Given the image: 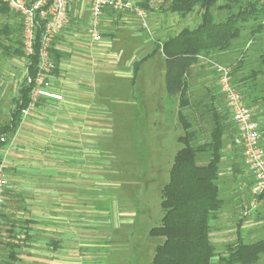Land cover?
<instances>
[{
	"label": "rangeland",
	"instance_id": "obj_1",
	"mask_svg": "<svg viewBox=\"0 0 264 264\" xmlns=\"http://www.w3.org/2000/svg\"><path fill=\"white\" fill-rule=\"evenodd\" d=\"M24 1L32 3L33 0ZM126 1L143 9L147 14L148 27L145 29L136 16L129 12L126 18L128 22L125 23L128 25V32L121 33L129 43V49H133L128 53L134 56L132 62L149 53L156 40L175 34L184 27L192 28L199 21L197 9L183 19L166 12L168 0ZM211 12L217 22L227 16L226 11L213 8ZM259 22L245 25L240 37L232 42L229 50L203 56L187 76L191 103L182 112L195 130L196 142L208 141L214 108H217L225 124L226 135L218 180L220 197L224 204L217 213V218L210 223V242L214 248L211 264H219V258L226 255V246L236 242L237 231L242 234L246 231L243 238L245 243L264 240V195L259 199L255 198V208L252 209L250 204L254 197L251 179L241 155H238L232 145L234 134L230 115L213 71L214 64L231 68L233 83L264 131V67L260 61V56L264 54V29L255 34L251 32L252 27ZM5 25L12 34L10 39L1 37V44L7 50L0 49V126L9 121L10 111L14 107L13 100L18 97L20 84L26 77V60L24 56L14 53L24 54L21 46L22 21L12 13L7 16L0 13V28ZM2 51H9V56H3ZM152 66L158 68L150 71ZM160 70L164 73L163 58L158 53L143 64L140 73L150 71L148 75L152 76ZM252 70L261 71L260 75L255 81L243 83L241 79ZM122 72L123 77L128 73V78H123L119 85L113 87V91L128 89L126 92L110 94L111 91L107 89L105 94L99 90L96 92L95 105L100 104L102 107L105 104L106 110H101L102 123L98 126L100 132L94 163L90 170L80 166L78 176L81 189L73 205L65 200L60 236H55L54 220L47 224L41 220L47 209L44 202L39 200L38 193L35 194L39 187L29 190L26 184H55L56 180L61 184L62 177L59 176L62 171L55 172L57 159L61 158L41 157L36 151L28 150L23 140V127L15 135L6 137L8 143L1 151L4 166L2 175L6 182L5 187L10 185L6 191L4 188L0 212H6L12 219L27 216L26 214L32 219L31 249H28L29 252L27 249L24 251V248L19 249V260L15 264H151L155 247L163 239L151 238L148 232L160 223L161 190L168 182L173 157L182 147L177 138L184 132L178 122L177 98L166 94L164 79L162 98L160 94L159 98L154 96L146 115L139 117L137 114L140 115L143 110L135 99L136 88L133 92L131 90V68H126V71L123 69ZM53 78L50 74V84ZM143 96L147 98L146 94ZM40 107L41 99L30 111L23 114L21 125L38 112ZM39 134H43L42 131ZM43 136L44 140L34 138L35 143L55 145V141L52 142L54 136ZM46 136L51 140H46ZM69 143L70 141H65L66 145ZM262 143L264 145V137ZM103 148L105 155L102 153ZM65 159L67 158H62V162L60 160V164L64 165V184L71 180L67 177L70 175V171H67L70 163ZM206 161V155L198 156V164L202 165ZM85 184H89L90 189L82 187ZM25 192H32V197L28 196L27 199ZM243 195L245 196L242 198ZM34 196L37 197L33 198ZM27 201L33 203L30 208ZM54 207L49 206L48 212L53 219ZM7 228V225L0 224L1 243L8 241L5 232ZM55 240L58 244L57 251L47 245L49 241ZM6 253V249L0 245V263ZM256 264H264V254L260 255Z\"/></svg>",
	"mask_w": 264,
	"mask_h": 264
},
{
	"label": "trees",
	"instance_id": "obj_2",
	"mask_svg": "<svg viewBox=\"0 0 264 264\" xmlns=\"http://www.w3.org/2000/svg\"><path fill=\"white\" fill-rule=\"evenodd\" d=\"M168 1L169 6L166 12L183 19L197 9L199 21L194 27H184L176 34L156 43L150 54L134 63L135 74L144 61L153 57L157 51H161L164 58L165 91L169 97L177 98L178 121L184 132L177 138V142L182 147L173 157L168 173V182L161 190L162 217L160 223L148 232L151 238L163 239L162 243L155 247L151 264H211L214 248L210 242V223L217 218V213L224 204L220 197L218 180L220 164L223 159L225 124L217 108H214L208 141L205 143L196 142L195 130L182 112L190 107L186 78L191 67L201 57L208 56L213 52L229 50L232 42L240 37L245 25L260 21L252 27L251 32L255 34L263 30L264 0ZM213 8L217 11H226L225 19L217 22L211 12ZM0 13L6 16L13 13L2 0H0ZM13 14L20 18L19 15ZM40 31L37 29L35 32L33 54L25 57L26 77L20 84L18 97L13 100L14 107L10 111L9 121L0 126V164L2 163L1 151L8 143L6 137L17 133L22 123L23 114L30 105V92L37 72ZM11 34L8 26L0 28V49L7 50V47L3 48L1 44V37L10 39ZM21 46L23 47V43ZM49 52L55 65L51 74L56 76L61 54L53 48V43ZM14 53L17 56H24L21 52ZM2 54L9 56V51H2ZM260 61L264 67V54L260 56ZM260 72L252 70L241 81L243 83L255 81ZM29 80H31L30 83ZM235 87L238 89L236 85ZM244 103L247 106L245 101ZM253 119L256 118L253 117ZM230 122L232 123L231 119ZM260 132L261 146L264 149L262 143L264 131L261 126ZM232 145L235 147L233 139ZM235 149L238 155H241L240 150L237 147ZM202 155L207 156V161L200 165L198 156ZM263 195L264 192L257 196V199ZM0 217H3L1 212ZM29 223V221L22 222L20 220L7 223L9 228L5 232L8 241L0 242L7 251L2 264H15L19 260L17 251L30 246L32 238L28 231ZM47 245L53 249L56 248L55 241H49ZM225 251L226 255L219 258V264H256L260 255L264 254V240L245 243L241 234H238L236 242L227 245Z\"/></svg>",
	"mask_w": 264,
	"mask_h": 264
},
{
	"label": "crops",
	"instance_id": "obj_3",
	"mask_svg": "<svg viewBox=\"0 0 264 264\" xmlns=\"http://www.w3.org/2000/svg\"><path fill=\"white\" fill-rule=\"evenodd\" d=\"M128 13L129 12L127 11L115 13L111 9H106L100 18L97 29L98 34L100 33L99 41L95 42L87 33L90 27V18L86 2L81 0L71 6L69 12V23L53 42V48L61 54V58L58 66V74L53 78L50 91L52 94L60 96L61 99H41V107L40 109H37L38 112L27 118L23 125L20 126V129L23 127V140L25 144H27L26 146L28 147V150L36 151V154L41 157L52 156L61 158L57 159V163L55 164V172L60 173V171H62V174L59 176L62 177L61 184H59L60 181L58 182L57 180L55 184H26V187L29 190H36L37 187H39V190H36L35 194L38 193L39 200L44 202L43 204L47 209L46 215L42 216L43 218H41V220H44L46 224L48 221H55L54 228L56 237L62 234L60 228L63 224V206L65 200L73 205L76 195H78V191L81 189L78 176L80 166L86 167L87 170H90L94 163L93 157L96 154L95 150L97 148L98 132H100L98 126L102 123L101 110H106L105 104H102V107L100 104L97 106L95 105L94 100L96 98V92L99 90L105 94L106 89L111 91L110 94L126 92L128 89H115L113 91V87L119 85L123 78H128V73H125V77H123L122 70L125 69L126 71V68L130 67V83L133 88L131 90L133 92L134 88H136L137 96L135 99L137 100V103L141 104V108L143 110V113L140 115L137 114V116L142 117L144 114L146 115L147 109L152 104V100L155 98L154 96L158 97L160 94V98H162V84L164 79L163 71L160 70L159 73H155V75L152 76L148 75L150 71L154 70V68H158L154 67V65L147 73H140L143 64L152 60L156 55H158V53H161V51H157L153 57L144 61L135 74L134 63L150 54L156 43H159L174 34L167 35L161 40H156L153 43L152 48L150 47L151 51L149 53L132 62L134 56L128 55V53L133 51V49H129V43L124 39V37H122L121 34L122 32H128V25L125 24L128 22V19H126ZM198 62L196 64H198ZM143 94H146L147 98L144 97ZM103 98L106 100L105 96ZM153 106H155V104ZM147 117H149V115H147ZM231 127L234 134L235 131L232 123ZM40 131H42L43 134H39ZM109 134H111V131H109ZM43 135L54 136L52 142L54 140L55 145L47 146L46 144L44 145L43 143H40V141V144H36V140H34V138L39 137L41 140H44L45 136ZM46 140L50 141L51 139L48 136ZM65 141H70V143L66 145ZM104 151L105 150L103 148L102 153L105 155L106 151ZM30 156H33V154H30ZM62 158H67L65 160L70 163V168L67 169V171H70V175L67 177H70L71 180L68 182L66 181V184H64L63 180L64 165L60 164V160L62 162ZM9 185L10 184L6 185L5 191L9 188ZM88 186L89 184H85V186L82 187L90 189ZM66 189L68 192H65ZM28 196L32 197V192H25V197H27V199ZM244 196L245 195L241 197L243 198ZM35 197L37 196H34L33 198ZM26 203L29 204L28 208H30L31 204H33L30 201H27ZM51 205L55 206L54 219L48 215L49 206ZM254 208L252 207V209ZM24 210L26 211V208H24ZM1 214L3 217H0V224H4L5 226L8 222L15 220H20L22 222L32 221L28 214H26L27 216L19 217L18 219H12L6 212L3 211ZM31 223L28 224V231L32 238V228L30 227ZM48 226L50 225L48 224ZM51 227L53 226L51 225ZM245 233L246 231L244 234H242L241 231H237V236L238 234H241L244 238ZM55 244L57 251V240H55ZM31 245L32 244H30V246L23 247L24 251L27 249L29 252L30 250L28 249H31ZM0 264H2V262Z\"/></svg>",
	"mask_w": 264,
	"mask_h": 264
},
{
	"label": "built area",
	"instance_id": "obj_4",
	"mask_svg": "<svg viewBox=\"0 0 264 264\" xmlns=\"http://www.w3.org/2000/svg\"><path fill=\"white\" fill-rule=\"evenodd\" d=\"M81 0H2L9 10L20 16L23 26L24 58L33 54L35 32L40 29L39 48L37 52V72L30 92V105L24 112L30 111L39 99H61L52 94L49 76L55 65L50 57V48L57 36L69 23V12L73 4ZM88 6L90 27L87 31L90 38L99 41L98 25L103 12L111 9L115 12L127 11L136 16L143 28H147L146 12L124 0H82ZM217 84L224 98L227 111L234 127L233 144L237 147L248 169L252 181L251 191L254 199L251 207H255L256 197L264 192V149L261 146L260 124L253 119L250 109L245 105L243 97L232 81L231 68L222 64H214ZM29 83L31 80L28 81ZM3 162L0 164V211L3 204L5 180L3 178Z\"/></svg>",
	"mask_w": 264,
	"mask_h": 264
}]
</instances>
